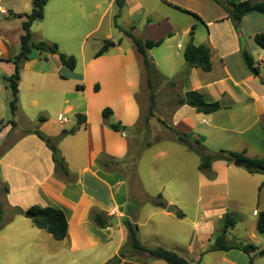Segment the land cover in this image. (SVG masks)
Here are the masks:
<instances>
[{"label":"crops","instance_id":"obj_1","mask_svg":"<svg viewBox=\"0 0 264 264\" xmlns=\"http://www.w3.org/2000/svg\"><path fill=\"white\" fill-rule=\"evenodd\" d=\"M15 1L17 0H10L12 8L16 7ZM20 1L31 3L32 0ZM84 1L51 0L45 5L43 18L49 15L51 20L49 30L52 33L44 42L56 41L54 34L64 35L70 40L77 33L81 22L95 18L92 27L86 33V36L91 35L116 4V0H86L93 8L91 11H85ZM123 1L124 10L129 6L130 0ZM144 1L146 13L155 15V20L148 22L146 28L153 24L160 26L168 22L167 18L160 14L158 4L174 10H177L173 8L174 6L179 7L200 19L177 10L192 18L186 23L184 32L188 35L194 27L193 44L204 45L210 49L211 70L209 72L197 68L187 70L183 61L176 71L175 66L173 67L176 61H162L161 64L166 67V71L162 72L158 63L151 60L153 70L149 76L141 63L144 69L142 74L139 61H136V65L133 61H95L111 56L110 50L98 58L91 56L86 61H76L73 71L62 66L56 55H44L36 51L38 54L36 57L20 62L19 67L22 71L18 81L16 111L14 115L9 114V117L5 118L0 108V205L3 213L0 232L2 233L4 229L2 224L10 228L14 225L13 227L17 226L19 229L20 235L41 236L30 229L33 226L32 221L23 223L17 219L32 206L52 207L61 210L67 220V236L60 241L63 249L58 252L60 260H66V264H79L77 253L102 245H108L109 252L95 254V260L87 264H105L115 257L127 240V230L124 226L126 219L136 224L137 237L142 246L163 247L181 257H189L191 262L197 261V264L207 253L217 254L219 264H238L235 261L237 257L235 253L239 252L238 250L209 252V249L223 230L226 216H231L237 223V220H244L245 211H252L254 219H250L252 229H255L256 214L264 211V191L258 192V187L264 182V175H251L240 166L217 160L212 163L209 171L204 172L206 177L203 179L200 177L198 205L200 204L202 208L190 221L191 226L182 225L188 220L187 215L172 201H166L165 208L153 206L154 210L147 211L140 217L144 203L138 202V197L145 194L153 198L163 190V185H157L149 190L145 188L141 175L137 173L135 174L137 186L135 190L131 187L130 178H125L113 165L130 159L132 144L118 143V140H125L126 135L122 136L121 132L113 131L109 124L117 122L137 126L143 106L140 105L137 112L134 98L141 93L147 98L146 95L149 94L150 101V93H153V97L155 94L153 89H149L148 80L159 78V82L169 83L170 90H167L166 95L161 91L157 92L160 97L157 99L154 97V102L158 105H155L154 110L153 103L149 118H155L158 112L167 113V122L160 115L157 118L162 123V130L170 132L175 130L189 135L192 139H198L211 154L225 150L244 152L249 158H264V51L254 42L256 34H264V16L258 13L247 14L242 18L237 32L225 8L215 0H155L153 9H149L147 3L154 0ZM218 1L226 3L228 0ZM103 5L105 7L101 10L100 7ZM140 9L144 10L142 4ZM29 13L14 10L10 16L23 21L24 15ZM18 15L22 17L17 18ZM76 19L80 20L78 24L75 23ZM165 33L170 36L169 31ZM5 37V34L0 33V38ZM148 38L153 39L150 36ZM159 39L161 38L154 41ZM178 48H181L180 44ZM0 49L3 59L5 52ZM242 49H245L258 65L257 76L252 75L246 68L241 56ZM118 53L120 54L119 50ZM10 57L6 55L4 59ZM5 62L2 63L5 66L3 74L7 79L13 73V66L10 63L9 67V63ZM115 70L118 71L116 74L113 72ZM143 80L144 84L141 83ZM76 86H81L82 89H77ZM191 91L202 94L207 103L217 102L220 109L210 115H203L181 104L184 95ZM22 93L25 94L24 98L21 96ZM40 95L47 105L45 107L56 112L53 117L47 119L43 117V122L34 125L29 118V110L38 105ZM100 98L105 99V102L98 104ZM106 107H110L112 115L104 122L101 111ZM117 112L127 116V122L123 117H119ZM76 114L86 116L84 125H77ZM71 117L73 121L69 120ZM51 123L53 124L50 125ZM67 125L70 126L66 127ZM72 128H76V132L61 139L57 143V151L64 159L69 175L74 178L73 182L57 175L51 151L33 134V131L38 129L45 136L55 138L62 130ZM186 150L190 152L187 148ZM161 156H165V153L158 152L155 158ZM202 199L208 200L207 203L203 204ZM135 201L137 202L135 211H127L128 205ZM216 201L222 203H215ZM169 204L174 205L172 212L167 211ZM13 210L17 212L13 214ZM93 210L102 212L109 220L115 217L117 224L109 225L107 222V227L98 228L91 220ZM178 212L182 217L177 216ZM153 218L157 220L152 221ZM7 219L12 223L6 224ZM151 221L154 227L144 235L146 241L142 240V228ZM213 221H220L221 226L214 230V226L210 227ZM236 227L235 224L227 236L231 235L230 232L236 230ZM181 228L183 231L191 229L188 239L181 237ZM1 238L12 240L10 234L1 235ZM0 253L7 262L13 255L11 250L2 252L0 249ZM127 255L131 257L125 258L120 264H166L162 260L132 250Z\"/></svg>","mask_w":264,"mask_h":264},{"label":"rangeland","instance_id":"obj_2","mask_svg":"<svg viewBox=\"0 0 264 264\" xmlns=\"http://www.w3.org/2000/svg\"><path fill=\"white\" fill-rule=\"evenodd\" d=\"M83 4L85 11L92 10L93 5L91 3H88L85 0ZM117 4L118 3L113 5L110 12L105 15L99 27L91 35L86 36V33L89 28L92 27V22L95 21V18L93 20H84L83 22H81L80 27H78L77 29V33H75L70 40L66 39V36L64 35L62 36L60 34H54V40L56 41L50 42L57 44L59 52L68 56H73L76 61H86L91 56H94V54L102 46L104 40L110 39L114 42L120 41V45L110 49L109 54L111 56L102 60L95 61H133L134 64L136 63V61H139V65L142 69V58L140 55H138L131 40L125 35L124 32H129L139 39H149L154 41L158 38H163V44L159 47L147 50V55L149 59L158 63L159 70H161L162 72L166 71V67L161 64L162 61H176L173 67L175 66V70L177 71L184 61L182 57V48H184L185 44L189 41V36L184 32L186 27L185 25L188 21H191L192 18L186 14L178 12L177 10H174L162 4H158L160 14L167 18L168 22L160 26H156L155 24H153V26H149L148 28H146L148 22H153V20H155V15L146 13L144 0H130V2L128 3L129 6H126L124 10L123 6L120 9ZM141 4L144 10L140 9ZM14 5L16 7L12 8L10 5V0H0V8L4 9L7 12V14L5 15L0 14V33L1 35L2 33L6 35L5 38H0V48L4 50L7 56H11L9 59L5 60L4 56L6 55L4 54L3 59H1L2 63H6L5 61L8 62V60H12V58L17 56L20 51L19 36L22 34V20L12 18L10 16L11 12L15 10L18 12L29 13L32 10V3L30 2L17 0L14 2ZM147 5L149 9H153L155 7V0L154 2L148 1ZM104 7L105 5L101 6L100 9L103 10ZM79 22V19L75 20V23L78 24ZM50 23L51 20L48 14L45 18H43V20L34 23L31 27V41L34 43L45 41V39L48 38L47 36L52 33V31L49 30ZM167 31H169L170 36L166 35L165 32ZM197 34H199V32ZM148 36L152 37L153 39L148 38ZM178 44L181 45V48H178ZM118 50L120 51V54L118 53ZM37 55L38 54L35 51H32L29 54L28 60L26 61H29V59H32ZM2 63L0 66V108H2L3 116H5V118H8L9 114H11L9 102L12 98V95L9 86H3L2 77H5V75L3 74L5 66H3ZM8 63L10 65L11 62ZM9 67H11V65ZM21 71L22 69L20 67V69L18 70V75H20ZM113 72H115L116 74V72L118 71L115 70ZM142 74H144V69H142ZM141 83L144 84V80ZM151 84L153 92L155 94V99L160 97V94L157 92L161 91L166 95L168 94L167 90H170L169 83L166 81L159 82V78H154V80L151 81ZM21 96L22 98H24L25 94L22 93ZM146 96L147 98H145L143 96V93H141L137 96V98H134L137 112L139 111V106H143L141 119L137 126L121 124V127L124 128H120V130L115 131L118 133L123 132L126 135L125 140H118L117 142H130L132 144L133 151L131 155H129L130 159H128L127 161L119 162L113 166L118 168V170L121 171L125 178H130V185L134 190L137 186V180L135 178V174L137 173L141 175L142 183L144 184L145 188L149 190L153 189L157 185H163V190L159 193V195L161 194L163 202L165 203L166 201H172L175 206H178V208L182 210L188 218V220L183 222L182 225H184V227H187L188 225L191 226L190 221H192L193 218L196 217L198 213H200V210L202 208L200 204L198 205L200 184L199 180L200 177H202L203 179L206 176L204 175V172H200L197 170V166L200 163L198 156L196 154L194 155L188 152L184 145L174 139L173 134L170 131L162 130V123L159 122L157 118L158 115H160L164 118L165 122H167V113L160 114L158 112L155 118H149L151 114L148 113V108L150 107L151 103L148 100L149 94H147ZM98 102V104H101V102H105V99L103 100L100 98ZM116 103L118 104V101ZM144 104L146 105V107H144ZM156 104L154 102V110L156 109ZM45 106L47 105L43 102V96L40 95L38 105L31 107L29 110V118L32 124L36 125L40 117H44L45 119H47L51 116H54L56 111ZM94 106H96V103H94ZM117 115L119 117H123L127 122L128 117L124 116L123 113L117 112ZM70 119L72 121L74 120L72 117L69 118V120ZM147 122L149 125L147 124ZM52 124L53 123H51L50 125ZM70 125H67L66 127H69ZM163 134L165 136H163ZM161 138L168 139L161 140ZM158 152H164L165 156L155 158ZM139 153L141 155H139ZM155 197L156 196H154L153 198ZM150 198V196H147L145 194L138 197V202L141 201L144 203V208L140 214V217H143L144 213H147V211L150 212L154 210V205L151 203ZM207 201L208 200L206 199H202L203 204L207 203ZM215 203H222V201H216ZM136 204L137 202L135 201L131 205H128L131 212L135 211L134 208ZM173 204H169L168 206H174ZM197 208L199 210H197ZM251 212L252 211H245L244 220H237L238 222L236 223V230L230 232L231 235L229 234L227 236V241L230 243L239 242L242 244H253L258 247L259 251L264 252V236L258 234L254 228L252 229L250 218H254L252 217ZM24 214L17 220L23 223H31V219H24ZM139 220L143 222L142 219ZM155 220L157 219L153 218L152 221ZM152 221L149 224H146L144 228H142V240L146 241L144 235L152 227H154ZM5 223H12V221H10V219H7L5 220ZM1 226L4 229L2 233L0 232V249H2V252H5V250H11V252L13 251V255L10 261L7 262L5 260L6 258L0 253V264H63L64 260H60V256L58 255V252L63 249L61 242L52 239L46 232L39 231L31 226L30 229L32 231H34L35 233H40L41 235L38 237H33L20 235L17 226L13 227L14 225H11V228L5 227L3 224ZM213 226L215 227L214 230L217 229L216 227L219 228L221 226L220 221H213L210 227ZM182 229L183 228H181L180 230L181 237L184 239H188L191 229L189 231H183ZM252 233H254V236H252ZM4 234H10L12 236V240L2 239L1 235ZM137 240L140 241L138 237ZM127 241L128 240H126L125 243L126 245ZM107 248H109L108 245H102L101 247L93 249H83V251L77 253V255L79 256V264H87L91 260H95L94 255L97 253L109 252ZM235 254L237 255L235 261L238 264L248 263L247 257L244 253L239 251ZM216 255L217 254L209 253L203 255L199 264H219L220 261L218 256ZM183 258L191 262L189 257ZM253 262L254 264H264V255H256L253 258ZM64 263L66 264V260L64 261ZM193 264H197V261Z\"/></svg>","mask_w":264,"mask_h":264},{"label":"trees","instance_id":"obj_3","mask_svg":"<svg viewBox=\"0 0 264 264\" xmlns=\"http://www.w3.org/2000/svg\"><path fill=\"white\" fill-rule=\"evenodd\" d=\"M51 0H32V10L29 14L24 15L25 19L21 23V28L23 34L19 37V46L20 51L19 54L12 58V60H8L11 62L13 66V73L7 77L6 81L8 83L9 88L11 89L12 98L9 102V108L11 115H14L17 102H18V81L19 75L18 70L20 69L19 63L22 61H26L29 58V54L32 51H36L40 54L44 55H56L62 66L67 68L70 71H73L76 66V59L73 56H68L59 52L58 46L55 43L48 42H37L34 43L31 41V33L30 27L31 25L43 19V9L45 5ZM217 1L221 6L225 8L228 14V18L230 19L235 31L239 32V25L244 16L250 13H258L264 16V0H239L232 1L228 0L226 3H222L221 1ZM123 0H116L117 5L121 9L123 6ZM170 5V4H169ZM173 8L191 15L192 17L200 20L195 14L190 13L189 11L183 10L179 7L174 6ZM22 15H18L17 18H21ZM125 35L131 40L136 52L142 58V64L146 70V72L151 75V71L153 70V65L151 63V59H149L147 55V50L159 47L164 39H159L157 41H152L149 39H139L133 36L129 32H124ZM189 41L185 45L182 56L186 63V68H197L202 70L203 72H209L211 70V61H210V49L204 45H194L193 44V36H194V27L191 28L189 32ZM254 42L256 46L264 51V34H256L254 36ZM120 45V41L114 42L110 39H106L103 41L102 46L99 50L94 54L93 58H98L108 52L110 49ZM241 56L246 68L249 72L257 76L259 74V67L255 63L253 57L245 50H241ZM186 72V71H185ZM149 89L151 90V81L148 80ZM77 89H82L81 86H76ZM97 89L96 86L94 88ZM150 108L149 114H151L154 97L153 93H150ZM181 104L187 105L190 108H193L197 113H201L203 115H210L220 109V106L217 102L207 103L205 102L202 94L191 91L187 92L184 95V98L180 101ZM112 115V110L108 107L104 108L101 111V118L104 122ZM75 118L77 120V125H84L86 123V116L84 114H76ZM44 118L40 117L38 122H43ZM13 124V122H10ZM110 129L113 131H118L123 129L120 123L109 124ZM76 132V128H72L70 130H62L60 134L55 138H50L45 136L38 129L33 131V134L42 142H44L45 146L51 151L52 161L55 166V171L57 175L60 177L73 182L74 178L69 175L68 169L64 162V159L59 155L57 151V143L68 135H72ZM173 137L177 142L184 145L190 152L196 154L200 160L198 164L197 170L200 172H207L210 170L213 162L217 160H222L227 164H232L233 162H238L239 166L243 168L248 174H260L264 175V158H249L245 156L244 152H230L225 150H220L217 153H209L207 149L200 143L198 139H192L189 135L180 133L178 131H171ZM6 191V188H4ZM264 191V182L258 187V192ZM151 203L155 207L165 208V203L162 200L161 195H157L155 198H150ZM129 210V207L127 211ZM17 211L13 210V214ZM28 213L32 215L31 221L35 228L42 230L49 234L54 240L62 241L67 236V220L65 214L56 208L52 207H39L32 206L27 210ZM178 217H182L180 212L177 213ZM91 220L93 223L100 229L107 227V222L109 220L102 212L93 210L91 215ZM2 221V208L0 205V222ZM236 222L231 216H226L224 219L223 230L216 237L214 244L210 247L209 252H227L230 250H238L244 253L248 257V264H253V258L256 255H264V252L259 251L258 247L253 244H242L236 242H228L227 241V233L230 229L235 226ZM124 226L127 230V245L123 246L119 253L108 260L105 264H120L122 260L127 257H131L127 255V253L132 250L133 252H137L140 254H145L150 258L158 259L164 261L166 264H193L181 257L177 253L171 250H167L163 247L156 248H148L142 246L137 240V226L136 224H132L128 219L124 221ZM255 229L258 234L264 236V211H259L256 214V226ZM127 246V247H126Z\"/></svg>","mask_w":264,"mask_h":264},{"label":"water","instance_id":"obj_4","mask_svg":"<svg viewBox=\"0 0 264 264\" xmlns=\"http://www.w3.org/2000/svg\"><path fill=\"white\" fill-rule=\"evenodd\" d=\"M258 79H260V78L258 77ZM2 81H3V86H4V87H7L8 83H7V81H6V77H2ZM233 165H234V166H239V163L235 161V162H233ZM167 211H168V212H172V211H173V207H172V206H168ZM24 217H25V218H29V219H31V218H32V215H31L30 213L26 212V213L24 214ZM108 224H109V225H115V224H117V219H116L115 217L111 218V219L108 221Z\"/></svg>","mask_w":264,"mask_h":264},{"label":"built area","instance_id":"obj_5","mask_svg":"<svg viewBox=\"0 0 264 264\" xmlns=\"http://www.w3.org/2000/svg\"><path fill=\"white\" fill-rule=\"evenodd\" d=\"M7 12L5 11V10H3V9H0V14H2V15H5ZM2 55H3V53H2V50L0 49V66H1V63H2ZM0 74H1V67H0ZM121 135L122 136H124V133L123 132H121Z\"/></svg>","mask_w":264,"mask_h":264}]
</instances>
